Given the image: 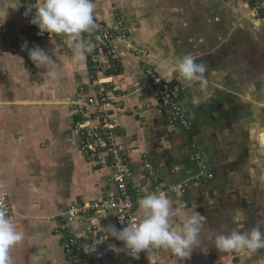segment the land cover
Returning <instances> with one entry per match:
<instances>
[{
    "label": "crops",
    "instance_id": "1",
    "mask_svg": "<svg viewBox=\"0 0 264 264\" xmlns=\"http://www.w3.org/2000/svg\"><path fill=\"white\" fill-rule=\"evenodd\" d=\"M39 0H0V195H7L11 220L22 239L8 253L10 264H67L57 220L68 211L116 193L113 170L86 159L79 145L81 105L92 94V72L85 52L74 59L62 35H43L40 48L54 63L37 68L22 51L24 16L33 17ZM96 19L116 33L112 42L114 64L101 58V77L110 106L105 119L114 129L116 143L125 149L131 169L128 183L151 194L158 187L190 181L197 173L191 160L202 150L214 178L201 190L189 185L184 193H168L200 211L206 218L200 246L180 264H264V249L253 256L218 253L208 233L227 234L237 225L233 216L243 212L239 228L264 231V204L227 203L233 181L264 179L261 129H264V17H255L242 0H93ZM28 9H31L29 12ZM39 31V29H38ZM126 39L121 38L125 36ZM191 54L206 65V91L189 87L164 66ZM146 68L184 90L183 107L189 127L170 128L155 91L148 85ZM253 91H249V89ZM255 97V99H249ZM195 99V103H194ZM259 106L256 111L252 105ZM90 111V110H89ZM90 113H92L90 111ZM93 118V117H92ZM93 121V119H92ZM257 125L254 140L247 131ZM255 163V164H254ZM247 175V176H246ZM156 178L158 183L153 184ZM227 190L226 192H224ZM260 195H264L262 189ZM116 214L88 212L69 221L81 238L106 232L98 226L115 225ZM116 226V225H115ZM91 228L93 233L89 234ZM109 238L96 253L117 256ZM162 264L176 259L161 253ZM114 264H128L123 259ZM142 264H148L143 256Z\"/></svg>",
    "mask_w": 264,
    "mask_h": 264
},
{
    "label": "clouds",
    "instance_id": "2",
    "mask_svg": "<svg viewBox=\"0 0 264 264\" xmlns=\"http://www.w3.org/2000/svg\"><path fill=\"white\" fill-rule=\"evenodd\" d=\"M35 10L29 23L39 29L37 35L48 33L64 36L76 60L83 59L85 52L91 51V47L81 36L95 27L93 0H39ZM2 24L3 21L0 26ZM27 45L28 42L24 41L21 50H27L32 63L38 69H46V75L54 76L50 71V65L54 61L48 52L39 46L29 49ZM164 66L169 69L170 74H175L189 87L198 86L201 91L207 90L208 81L204 75L206 65L197 62L193 55L186 54L177 58L170 66L165 62ZM137 217L136 222L125 224L120 229L113 224L102 227L99 221L97 222L98 226L108 233L107 239L122 242L121 246L108 245V250L113 254L119 256L123 253L138 261L143 253L148 264H162L160 254L167 253L176 259V264H180L181 261L190 259L194 249L202 242V234L207 231V218L200 211L179 200L170 199L164 192L151 193L140 198ZM245 220V214L240 212L232 219L237 225L236 229L227 234L208 233V239L212 241L218 253H239L250 258L260 249H264V231L260 226L248 231L239 230ZM261 224L264 225V221ZM21 239L22 235L11 218L0 211V264H10L9 250ZM95 251L93 245L91 250L86 249L85 253L91 254Z\"/></svg>",
    "mask_w": 264,
    "mask_h": 264
},
{
    "label": "built area",
    "instance_id": "3",
    "mask_svg": "<svg viewBox=\"0 0 264 264\" xmlns=\"http://www.w3.org/2000/svg\"><path fill=\"white\" fill-rule=\"evenodd\" d=\"M35 0H22L25 6H30ZM251 10L253 16L264 15V0H242ZM30 13L25 14L24 22L25 41L28 42L27 47L31 49L34 46L41 47L43 36L37 35L38 28L29 23L32 19ZM95 27L90 31L83 33L81 39L91 47V51H87L86 55L90 60V70L92 72V85L90 90L92 94L87 96L84 103L81 105V115L84 120L77 125L79 133V145L86 159L95 162L102 167L111 168L113 176L111 183L116 188V193H110L104 199L85 204L75 210L68 211L67 214L61 215L60 225L56 228V232L62 238V249L67 260V264H114L115 260L123 259L128 264H142L144 254L141 253L140 260H133L130 257L121 253L119 256H102L93 252L86 254L85 250H91V246L101 241L108 240V233H95L94 238L85 240L89 237H78L69 221H73L78 216L88 212H94L102 215L108 212L116 214L115 225L117 229L122 228L125 224L136 222L138 200L145 195L141 189L128 183V178L131 175V169L126 159V151L122 146L118 145L114 136V129L105 118V114L110 106V101L106 96L104 88L105 80L101 77L102 65L101 58L108 59L114 64L115 52L112 42L116 37L114 30L109 27L104 21L94 17ZM28 55V52H27ZM29 57V56H28ZM145 76L148 85L153 88L156 93L161 110L170 128L175 126L189 127V120L186 116L183 107L184 90L180 84H173L166 81L153 68H146ZM92 113H90V111ZM93 117V118H92ZM93 119V121H92ZM192 162L197 167V173L193 178L184 182L181 185H173L170 190L164 193H184L191 185V182L199 185H205L214 178L212 166L208 159L204 156L202 150L194 148L191 155ZM159 192V188H155ZM155 193V192H152ZM0 211L6 213L9 218L13 216V210L7 199V195H0ZM93 230L88 229L91 234ZM121 246V245H120Z\"/></svg>",
    "mask_w": 264,
    "mask_h": 264
},
{
    "label": "rangeland",
    "instance_id": "4",
    "mask_svg": "<svg viewBox=\"0 0 264 264\" xmlns=\"http://www.w3.org/2000/svg\"><path fill=\"white\" fill-rule=\"evenodd\" d=\"M260 17H264V15H261ZM123 37L126 39V35L125 36H121V38H123ZM124 38H123V40H124ZM262 156L263 157L255 155L254 156V161H256L258 158L259 159L261 158V160H263L262 161L263 162V170L259 171V172H263L264 173V154ZM99 166H101V165H99ZM150 178L152 179V183L153 184L158 183L157 182L158 180H156L155 177L154 178L150 177ZM211 182H212V180L210 182H208L207 184L203 185V186L199 185V187L201 188V190H203V188L206 187L207 185H209ZM178 184L179 183L172 184L170 186V188L173 185H178ZM190 184L191 185H195L194 182H191ZM155 188L152 189V192H155V193L165 192V190H163L161 188H160L159 192H156ZM170 188H169V190H170ZM187 188L184 187V189H187ZM229 188L231 190L230 192L237 191V195H234L233 197H230L228 193L225 194V197H224L225 199H223V200L227 201V203H229V204H233L234 206L235 205L236 206H240V205H259V204H264V195L263 196L260 195V190L261 189L264 192V179L260 180L258 175H257L256 179H254V180L253 179L252 180L242 179V181H240V180H237L236 182L233 181V185L229 186ZM226 191L227 190H225L224 192H226ZM185 192H186V190H185ZM79 207H82V206H79ZM57 220L59 221V223H62L61 222V220H62L61 217H58Z\"/></svg>",
    "mask_w": 264,
    "mask_h": 264
},
{
    "label": "snow or ice",
    "instance_id": "5",
    "mask_svg": "<svg viewBox=\"0 0 264 264\" xmlns=\"http://www.w3.org/2000/svg\"><path fill=\"white\" fill-rule=\"evenodd\" d=\"M249 91H253V89H249ZM249 99H255V97H249ZM262 103H264V101H262ZM252 107L256 110V111H260L259 106H257L256 104H253ZM247 131H249V133L251 134L253 140H254V136H255V132L257 131V125H250L247 129ZM260 143L261 145H264V129H261V137H260ZM262 154H264V149L261 150Z\"/></svg>",
    "mask_w": 264,
    "mask_h": 264
},
{
    "label": "trees",
    "instance_id": "6",
    "mask_svg": "<svg viewBox=\"0 0 264 264\" xmlns=\"http://www.w3.org/2000/svg\"><path fill=\"white\" fill-rule=\"evenodd\" d=\"M87 60H88V62L90 63V60H89V58H87Z\"/></svg>",
    "mask_w": 264,
    "mask_h": 264
},
{
    "label": "bare ground",
    "instance_id": "7",
    "mask_svg": "<svg viewBox=\"0 0 264 264\" xmlns=\"http://www.w3.org/2000/svg\"><path fill=\"white\" fill-rule=\"evenodd\" d=\"M264 146V145H263Z\"/></svg>",
    "mask_w": 264,
    "mask_h": 264
}]
</instances>
